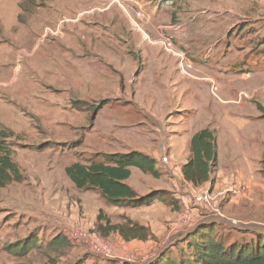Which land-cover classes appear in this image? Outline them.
<instances>
[{"label":"rangeland","instance_id":"374dc122","mask_svg":"<svg viewBox=\"0 0 264 264\" xmlns=\"http://www.w3.org/2000/svg\"><path fill=\"white\" fill-rule=\"evenodd\" d=\"M219 10L218 0H0V129L7 134L0 136V146L23 178L0 187V264L187 259L192 233L204 221L214 225L224 246L264 236V207L251 215L249 208L231 202L237 197L233 192L223 200L213 193L224 218L197 206L190 219L186 211L193 198L181 205L176 200L164 203L178 212V222L122 223L145 227L146 237L136 240L118 230L106 234L98 222H88L98 190H80L65 172L76 161L105 160V153H151L162 145L169 154L183 151L186 135L179 129L192 133L207 124L215 128L223 163L261 145L251 164L255 174L233 178L242 187L241 202L249 203L250 190L264 184V26L237 20L241 49L226 57L248 62L254 56L260 64L240 63L231 69L236 74L231 79L217 77L216 60L224 52L220 37L227 26ZM145 11L151 15L147 24ZM165 37L190 59L188 74L163 46ZM178 73L196 90L182 93ZM257 197L264 200V191ZM55 207L63 210L62 219L65 211L74 214L56 222ZM76 226L109 251H95L88 240L75 237ZM27 240L29 247L22 250Z\"/></svg>","mask_w":264,"mask_h":264},{"label":"crops","instance_id":"0c3cea01","mask_svg":"<svg viewBox=\"0 0 264 264\" xmlns=\"http://www.w3.org/2000/svg\"><path fill=\"white\" fill-rule=\"evenodd\" d=\"M138 4L141 6V8H143L140 3ZM218 6L221 8V10H219L218 13L219 15L224 16V20L226 21L227 26L225 27L220 37V39H222L224 52L222 55L220 54L218 60H216L220 67L216 72L218 73L217 77L230 78L231 76L236 75L235 73L232 72L231 69L239 65L240 63H243L244 65H252L255 62H257V64H260L258 62L259 58L256 57L255 59H253L254 56H252V58L248 60V62L239 61L226 56L228 54L234 53L237 49H241V47L239 46L240 41H238L241 35L236 29L239 23L237 22V20L241 19L242 20L241 22L243 23L244 22L250 23L252 25L255 24L258 25L259 27L264 26V0H218ZM143 14H145L143 18V20H145V24L149 23V21L151 20V15L146 11L143 12ZM211 51L212 52L217 51L215 50V46L211 48ZM260 51L263 50L260 49ZM262 58H264V55H262ZM196 71H200L199 68H196ZM262 71H263L262 69H259V72ZM201 75H205V71ZM178 76H176V84H179V90L182 91V93L184 92L192 93L193 91L196 90L194 88V83H190V81L187 82V80H184V78L182 79L179 73ZM208 77L215 80L214 77H210V76ZM183 83L184 86H181ZM198 89H200V86L198 87ZM191 96H195V95L191 94ZM227 101H231V100H227ZM204 128L212 129L214 127H210L207 124H203L198 129L193 130L192 133H185L184 130L179 129V132L183 133L180 134L181 136L186 135L185 136L186 147L183 151H176L169 154V152L167 151L168 148L166 149L164 148V145H162L161 149L160 148L158 150L155 149L151 153L146 152L151 157L156 159V169L160 172L159 177H154L151 174L144 173L135 166H129L128 168L131 171V174L129 178L125 179L123 182L128 184L139 195H144L154 190H165L167 194L168 193L170 194L171 197H175V200L170 198L171 201L177 203L176 200H180L179 202L180 205L183 204V202L187 204L198 192L204 190L205 188H210L214 194L216 193L218 196H221V200L225 199L227 195H230L229 194L230 192L226 190L230 185L231 180L234 177H237L238 179L251 178V175L255 171L254 166L252 167L251 164L257 161L259 152H261L259 151V148L261 149V145H255L254 152H252L251 154L246 153L244 157H242L241 159L228 160L226 163L220 161L219 149L217 145V155H218L217 165L214 171L210 174V180L203 182L199 185H195L191 181L185 179L183 173V166L188 162L191 156L190 144L193 135L199 130ZM171 139L177 141L180 140V137L173 135ZM164 155L168 156L167 162L162 161V157ZM214 178L216 179L215 181H213ZM248 186L252 187L251 182H249ZM263 191H264V184H260L259 187L257 186L255 188H252L250 190L251 199L249 203L241 202L242 201L241 198L243 197V195L242 197L240 195L237 197H232L230 199L231 202L239 203L243 205L244 208L247 209L249 208L251 215L258 214L261 211L259 209L264 207V200L259 199L257 197V194ZM97 195H98L97 206L93 210V215L90 221L88 222H93V223L98 222V216L101 210L103 211L104 216H107V218L110 219L111 224H122L130 220L133 222H145L143 224L147 225L146 222H167L173 220H174L173 222H178L180 218L178 216V212L172 211V206H169V204L164 203L162 200L160 201L155 200L149 206L134 207L128 204L113 205L108 201L105 202L99 190L97 192ZM234 206L235 205H233V207ZM196 207H197L196 204L192 205L191 211H192V215L194 216L196 215L198 210ZM199 207L202 208V206ZM228 207L229 206L226 205L224 209H228ZM49 210H51V208H49ZM163 210L165 212H163ZM151 211H157V213L150 214ZM186 212L188 213L190 212V210ZM62 213L63 210L62 212H60L58 208L55 207V211L53 212V214H55L54 219L56 222L62 223L64 222V220H66L67 222V220H69V215L74 214L65 211L64 212L65 217L64 219H62L61 218ZM49 214L51 215L52 212H50ZM100 222H105V220L102 219ZM133 239L136 240L138 238H133Z\"/></svg>","mask_w":264,"mask_h":264},{"label":"trees","instance_id":"16d2710c","mask_svg":"<svg viewBox=\"0 0 264 264\" xmlns=\"http://www.w3.org/2000/svg\"><path fill=\"white\" fill-rule=\"evenodd\" d=\"M106 101V100H105ZM104 103V102H103ZM98 110L95 108L94 113ZM0 136L7 134L0 129ZM191 156L183 166L185 179L195 185L210 180V174L217 165V138L212 129L204 128L196 132L190 144ZM105 160H94L90 163L76 161L65 168L66 174L79 189H98L102 196L113 205L128 204L134 207L149 206L156 199L172 204L171 200L163 198L165 190H154L147 194H137L128 184L123 181L129 178L131 171L129 166H135L142 172L159 177L160 172L156 169V159L141 151L127 153H105ZM22 181V175L18 166L12 162L10 153L0 146V187L8 182ZM105 220V224L100 222ZM127 222H131L128 220ZM199 223L193 233L189 244L192 254L187 259L175 260L172 258H160L158 264H264V236H259L249 244L233 242L224 246L221 239L214 234V225ZM98 230L109 233L118 230L125 239L145 238V227L133 224H111L107 216L101 210L98 216ZM56 243L62 241L61 236ZM22 250L29 247L28 240L24 242ZM162 260V261H161Z\"/></svg>","mask_w":264,"mask_h":264},{"label":"built area","instance_id":"2783aa9c","mask_svg":"<svg viewBox=\"0 0 264 264\" xmlns=\"http://www.w3.org/2000/svg\"><path fill=\"white\" fill-rule=\"evenodd\" d=\"M137 15H140L139 13ZM163 46L165 47V49L173 54H175L176 56L179 57V68L182 71V73L188 74L189 70L192 68V64L190 62V59L188 58V56L186 55L185 52L180 51V50H176L172 41V38H166L163 41ZM212 88L213 91H216L218 89V85L216 83H212ZM162 161L163 162H167L168 161V156L164 155L162 157ZM242 187L240 186L239 182L235 179L231 180L230 185L228 186L227 190L228 192H233L234 196H238L239 193H241ZM214 197L215 195L213 194V192L210 190V188H205L204 190L198 192L194 197H193V202L197 205V206H202L203 208L212 211V213H214L217 216L223 217L224 215L219 211L215 209L214 206ZM188 217L190 219H192V211L190 210V212H188ZM234 222H236L234 220ZM73 235L77 238H85L86 240L89 241V244L91 246V248L95 251H101V252H108L109 248L108 246L104 243L101 242L97 239L96 236H91L89 234V232H87L85 229H83L82 227L76 226L73 227Z\"/></svg>","mask_w":264,"mask_h":264}]
</instances>
